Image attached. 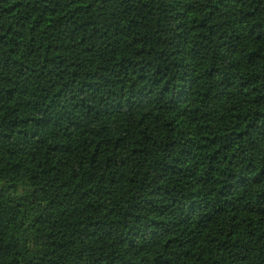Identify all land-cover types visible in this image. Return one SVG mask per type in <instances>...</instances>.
<instances>
[{
    "label": "trees",
    "instance_id": "trees-1",
    "mask_svg": "<svg viewBox=\"0 0 264 264\" xmlns=\"http://www.w3.org/2000/svg\"><path fill=\"white\" fill-rule=\"evenodd\" d=\"M0 264H264V0H0Z\"/></svg>",
    "mask_w": 264,
    "mask_h": 264
}]
</instances>
